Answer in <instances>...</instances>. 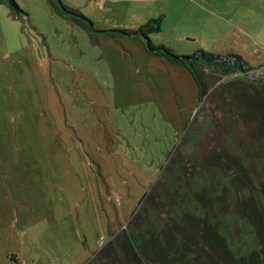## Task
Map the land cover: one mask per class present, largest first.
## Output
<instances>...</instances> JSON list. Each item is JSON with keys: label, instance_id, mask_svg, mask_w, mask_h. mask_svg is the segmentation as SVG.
<instances>
[{"label": "rangeland", "instance_id": "rangeland-1", "mask_svg": "<svg viewBox=\"0 0 264 264\" xmlns=\"http://www.w3.org/2000/svg\"><path fill=\"white\" fill-rule=\"evenodd\" d=\"M15 1L21 12L0 4V264H137L98 251L129 227L191 120L180 155L244 157L264 194V85L252 109L239 73L211 75L199 104L190 73L142 40L92 38L48 0ZM62 1L100 30L159 19L152 43L236 54L255 68L244 78L264 76V0ZM230 80L235 97L215 89Z\"/></svg>", "mask_w": 264, "mask_h": 264}, {"label": "trees", "instance_id": "trees-1", "mask_svg": "<svg viewBox=\"0 0 264 264\" xmlns=\"http://www.w3.org/2000/svg\"><path fill=\"white\" fill-rule=\"evenodd\" d=\"M48 1L57 15L70 19L92 38L102 34L115 37V33L138 38L149 53L184 67L197 86L199 104L208 93L209 76L216 75L217 83L239 73L238 83L247 107L262 106V95L251 87L261 88L264 76L244 78L242 75L255 68L239 55L219 56L206 51L179 55L170 47L151 42L148 35L159 30V19H151L137 30H100L77 8L62 0ZM2 3L21 12L15 0H0ZM233 83L221 82L215 89L235 97L228 88ZM192 129L191 120L134 210L129 227L113 235L98 252L115 259L130 258L137 264H264V194L257 177L249 173L244 157L230 158L220 153L213 158L195 151L182 157L180 147L196 140ZM240 226L252 234L250 240L247 234L237 238Z\"/></svg>", "mask_w": 264, "mask_h": 264}]
</instances>
